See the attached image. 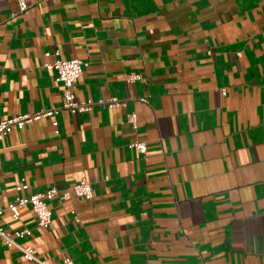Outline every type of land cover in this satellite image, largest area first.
Returning <instances> with one entry per match:
<instances>
[{
    "label": "crops",
    "instance_id": "obj_1",
    "mask_svg": "<svg viewBox=\"0 0 264 264\" xmlns=\"http://www.w3.org/2000/svg\"><path fill=\"white\" fill-rule=\"evenodd\" d=\"M26 2L0 0V118L63 100L54 48L87 61L76 96L123 103L0 139V224L47 263L264 264V0ZM80 178L92 196L48 200L47 226L6 208ZM0 264L38 263L0 237Z\"/></svg>",
    "mask_w": 264,
    "mask_h": 264
},
{
    "label": "built area",
    "instance_id": "obj_2",
    "mask_svg": "<svg viewBox=\"0 0 264 264\" xmlns=\"http://www.w3.org/2000/svg\"><path fill=\"white\" fill-rule=\"evenodd\" d=\"M19 9L23 10L27 7L26 0H18ZM46 55H52L54 58L51 62H47L48 67L54 68L56 71L55 79L59 81L63 87V100L57 104L47 108H41L34 112H20L10 116L0 118V139H3L10 130L14 127H21L25 123L31 120L37 119L42 115L56 114L61 109H66L69 112H82L92 108L95 103H105L108 106L123 103L117 97H109L106 100L103 99H92V98H80L76 96L72 89L74 82L78 76L82 73L83 67L87 64V61L79 57H63L60 55L59 48L46 50ZM138 74H129V79L136 78ZM140 99L144 100V97ZM136 114L135 112H129L127 120L132 124L135 123ZM57 121L54 120L53 124ZM131 146L135 147L137 151L143 152L146 149V144L143 140H135L131 143ZM28 184L21 180L16 184L17 190L27 189ZM92 196V186L85 178H80L74 181L70 185L59 187L57 185H51L41 190L30 191L27 193H20L14 196L6 204V208L9 210L10 215L13 218H17L20 213V208L23 206H30L32 211L35 213L36 224L39 226H47L51 223L52 209L48 204V200L53 198L62 197H75L77 199H88ZM3 208H0V213ZM71 212H75L72 208ZM75 220H79L75 217ZM30 233V228L23 227L13 230L6 229L0 224V237L3 242L10 246L15 245L18 247L22 256L27 260H33L38 264H68L70 258L65 256L54 263H47L45 260L39 258L35 253V249L30 244H22L16 241V237H21L25 234Z\"/></svg>",
    "mask_w": 264,
    "mask_h": 264
}]
</instances>
